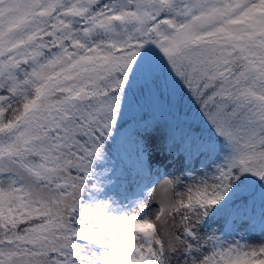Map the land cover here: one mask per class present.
<instances>
[{"label":"snow or ice","instance_id":"obj_1","mask_svg":"<svg viewBox=\"0 0 264 264\" xmlns=\"http://www.w3.org/2000/svg\"><path fill=\"white\" fill-rule=\"evenodd\" d=\"M0 264H264V0H0Z\"/></svg>","mask_w":264,"mask_h":264},{"label":"rangeland","instance_id":"obj_2","mask_svg":"<svg viewBox=\"0 0 264 264\" xmlns=\"http://www.w3.org/2000/svg\"><path fill=\"white\" fill-rule=\"evenodd\" d=\"M169 171L171 172L173 171V169H169ZM157 193L159 194V188L157 189Z\"/></svg>","mask_w":264,"mask_h":264}]
</instances>
